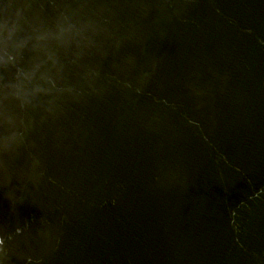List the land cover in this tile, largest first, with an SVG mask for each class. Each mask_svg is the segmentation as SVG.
Masks as SVG:
<instances>
[{"label": "water", "instance_id": "water-1", "mask_svg": "<svg viewBox=\"0 0 264 264\" xmlns=\"http://www.w3.org/2000/svg\"><path fill=\"white\" fill-rule=\"evenodd\" d=\"M0 264H264V0H0Z\"/></svg>", "mask_w": 264, "mask_h": 264}]
</instances>
